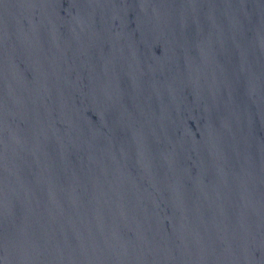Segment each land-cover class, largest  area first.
<instances>
[{"label":"water","instance_id":"95a60500","mask_svg":"<svg viewBox=\"0 0 264 264\" xmlns=\"http://www.w3.org/2000/svg\"><path fill=\"white\" fill-rule=\"evenodd\" d=\"M0 264H264V0H0Z\"/></svg>","mask_w":264,"mask_h":264}]
</instances>
